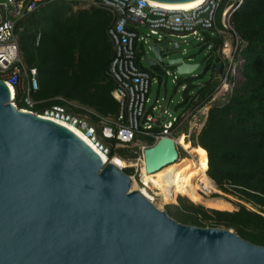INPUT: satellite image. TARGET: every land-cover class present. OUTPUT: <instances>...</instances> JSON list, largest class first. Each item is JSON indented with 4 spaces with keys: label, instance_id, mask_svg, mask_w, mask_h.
<instances>
[{
    "label": "water",
    "instance_id": "obj_1",
    "mask_svg": "<svg viewBox=\"0 0 264 264\" xmlns=\"http://www.w3.org/2000/svg\"><path fill=\"white\" fill-rule=\"evenodd\" d=\"M149 44L145 59L155 64L162 56ZM167 62L179 74L198 65ZM175 158L173 140L161 137L146 148L144 167L154 172ZM117 161L96 152L79 125L17 108L0 81V264H264V245L175 220L130 188Z\"/></svg>",
    "mask_w": 264,
    "mask_h": 264
},
{
    "label": "trees",
    "instance_id": "obj_2",
    "mask_svg": "<svg viewBox=\"0 0 264 264\" xmlns=\"http://www.w3.org/2000/svg\"><path fill=\"white\" fill-rule=\"evenodd\" d=\"M74 4V0L47 2L21 22L18 56L25 66L35 67L38 83L30 93L34 104L28 109L42 111L60 103L61 97L89 109L87 119L99 132V125L117 112V102L110 93L113 83L107 74L110 15L94 6L73 9ZM230 24L243 44V80L225 105L208 109L204 125L192 139V145L206 153L205 169L196 166L198 152L193 150L195 162L171 174L162 172L161 194L157 196L163 204L168 199L167 182L178 175H187L189 186H204L209 191L214 189L212 180L222 192L235 194L253 209L238 203L236 209L229 210L233 208L229 201L217 194L204 196L195 189L172 192L164 206L167 214L186 224L231 228L242 238L264 245V0H241ZM30 25L40 32L36 45ZM211 41L215 44L221 39L213 37ZM205 72L195 77L202 82L196 91L199 99L213 87V82L203 77ZM183 80L179 78L177 84ZM185 80L190 83L183 96L192 87V78ZM163 85L166 93L174 94L175 87L167 88V79ZM24 87H15L17 108H27L22 99ZM104 143L106 155L128 157V148L115 147V139H104ZM122 170L129 174L131 168Z\"/></svg>",
    "mask_w": 264,
    "mask_h": 264
},
{
    "label": "built area",
    "instance_id": "obj_3",
    "mask_svg": "<svg viewBox=\"0 0 264 264\" xmlns=\"http://www.w3.org/2000/svg\"><path fill=\"white\" fill-rule=\"evenodd\" d=\"M50 1L53 0H0V81L10 86L11 101L15 87L25 84L22 98L25 109L33 106L30 93L37 89L38 83L35 67L25 66L18 56L21 22ZM74 1L79 3L81 0ZM85 2L88 7L101 8L110 15L106 27L111 47L107 74L113 83L110 93L117 102V112L103 121L97 132L87 119L86 114L91 111L70 100L60 97V103L47 106L42 111L79 125L92 148L103 154L107 152V145L99 138L115 139V147L127 146L134 141L147 142L148 147L161 137H169L176 150L174 161L191 157L189 150L198 146L192 145V139L204 125L208 109L225 105L243 80V44L230 24L232 12L241 0H202L195 6L179 9L164 8L148 0ZM29 28L34 32L36 45L40 32L33 25ZM213 37L221 41L213 44ZM164 39H167L166 47L161 44ZM149 42L159 48L162 56V60L155 59V64H149L145 59L146 56L153 58L152 53L149 54ZM174 42L178 46L171 47ZM189 43L201 54L202 65L208 64L206 80L213 82V87L202 99L196 92L202 86L198 79L191 81L192 87L183 96L190 82L177 73L175 66L178 63L169 64V58L163 54L169 46L180 48L184 54L186 49L183 45ZM179 58L184 63L195 62L190 55ZM209 58L210 62L207 61ZM197 64L187 73L190 78L197 76L194 73L199 62ZM179 78L184 80L177 84ZM166 79L171 87H175L173 95L165 92L163 84ZM178 137H181L180 141ZM197 191L211 193L200 188ZM146 196L152 201L151 194Z\"/></svg>",
    "mask_w": 264,
    "mask_h": 264
},
{
    "label": "rangeland",
    "instance_id": "obj_4",
    "mask_svg": "<svg viewBox=\"0 0 264 264\" xmlns=\"http://www.w3.org/2000/svg\"><path fill=\"white\" fill-rule=\"evenodd\" d=\"M88 7V4L85 2V0H81L79 3H77L75 1V4L73 5V9H78V8H87ZM186 49V53H181V49L180 48H170V46L163 52V54H165L167 56V58H173V57H183L185 58L187 55H190L192 58H193V61L195 62H199V66L198 68L194 71V73H198L201 71L202 69V62H201V54L199 53V51L196 50V48H194V46L191 45V43H189L188 45H183ZM149 54H151V52L149 51ZM208 75V72L206 71L204 74H203V77H207ZM182 77H189L190 75L189 74H181ZM195 80V78L193 77L192 78V81ZM153 88V86H152ZM167 88H171L170 86V83L168 81L167 83ZM102 142H104V139H101L99 138ZM147 142H145V145H146ZM138 145L136 144H129L127 146H119V147H125V148H128V157H125L124 160L126 161V164L125 166H123L121 169H124V168H131V171H129V174L128 175H131V176H134V179L135 181L141 185L142 187L145 188L146 192L151 196H152V202H155L156 204L158 203V196L157 195H160L161 194V188H162V172L164 171L165 173H168V174H171L173 171L175 170H181V169H184L186 166H188L191 162H195L194 158L191 156V157H187V158H184L182 160H178V161H174V162H177L176 164H173V165H166L164 167H162L159 172L161 174V178L158 174L157 171L155 172H152L148 177H147V180L145 182V186L143 184H140L138 182V179L137 177L135 176V174H139V170H140V167H141V164H140V161L139 159L143 156V152H142V149H140L139 147H137ZM191 150V153L192 151H197L200 156L203 158L202 162H200L199 160H197V164L196 166L199 167L198 169L200 168H205L204 165H205V160H206V154L204 152V150L199 147V146H195L193 148L190 149ZM195 157V156H194ZM123 159V158H121ZM179 162V163H178ZM197 169V170H198ZM143 178H145L146 176L145 175H142ZM179 176V175H178ZM177 177V176H176ZM175 177V178H176ZM175 178H173L172 180H174ZM172 180H169L166 184V191H167V194H168V199L165 200L162 204L161 207H164L165 206V203L169 201L170 199V194L172 192H175V191H179L178 190H173V191H170L172 188L170 187V184L172 183ZM214 189L211 191V193H200L204 196H211L212 194H217L219 197L229 201L233 208L229 209V210H234L237 208V204L238 203H241L243 205H245L247 208H250V209H253V207L250 206V204L248 203H244L242 200L238 199L237 196L235 194H231V193H225V192H222L220 189H218L216 187V185H213ZM150 190H152V192H150ZM204 207V206H203ZM205 208V207H204ZM208 210H211L209 208H206ZM264 213H262L263 215ZM264 216V215H263Z\"/></svg>",
    "mask_w": 264,
    "mask_h": 264
},
{
    "label": "bare ground",
    "instance_id": "obj_5",
    "mask_svg": "<svg viewBox=\"0 0 264 264\" xmlns=\"http://www.w3.org/2000/svg\"><path fill=\"white\" fill-rule=\"evenodd\" d=\"M149 2H151V3H153V4H156V5H158V6H161V7H164V8H169V9H179V8H189V7H192V6H195L196 4H198L199 2H201L202 0H194V1H191V2H186V3H179V4H172V3H164V2H159V1H156V0H148ZM3 84H5L6 86H7V88H8V90H9V94H11V88H10V86L7 84V83H5V82H3ZM178 140L180 141L181 140V137H178ZM88 142V141H87ZM88 144L90 145V143L88 142ZM131 144H136V145H138L137 147H139L140 149H142V152H143V154H144V152H145V150H146V145H145V142L144 141H134V142H132ZM130 144V145H131ZM91 146V145H90ZM92 147V146H91ZM195 147V146H194ZM96 152H99V151H97L96 149H94ZM189 152L191 153V150H189ZM205 152V151H204ZM99 153H102V152H99ZM206 154V153H205ZM191 155H192V153H191ZM206 156V155H205ZM192 157H193V155H192ZM115 159L116 160H120V161H117V163H118V168H122L123 166H125V164H126V161L124 160V159H121V158H119V157H117V156H115ZM202 157L200 156V154L198 153V160L200 161V162H202L203 163V161H202ZM139 161H140V164H141V167H140V170H139V174H138V182L140 183V184H145V182H146V180H147V177L152 173V172H149L148 170H146L145 169V167H144V160H143V156L139 159ZM177 162H170V163H166V164H164L163 166H161L159 169H157V170H155V171H157L158 172V174H159V176H160V178H161V174H160V172H159V170L162 168V167H164V166H166V165H173V164H176ZM179 163V162H178ZM204 167H205V165H204ZM205 169V168H204ZM154 171V172H155ZM193 174V173H192ZM142 175H145L146 177L143 179V176ZM136 176V175H135ZM129 178H130V188L132 189V188H134V189H138V190H141L142 191V193L143 194H145V195H147V193H146V191H145V189L143 188V187H141L136 181H135V179H134V176H131V175H129ZM147 183V182H146ZM145 186V185H144ZM170 187L171 188H173V189H176V190H178L179 189V191H181V192H192V191H194L195 189H198V188H200V189H202V190H204L205 192L207 191V190H209L208 188H206V187H204V186H200V187H198V188H194V187H191V186H189L188 185V177H187V175H179V176H177L174 180H172V183L170 184ZM159 206H162V204L160 203V202H158L157 203Z\"/></svg>",
    "mask_w": 264,
    "mask_h": 264
}]
</instances>
